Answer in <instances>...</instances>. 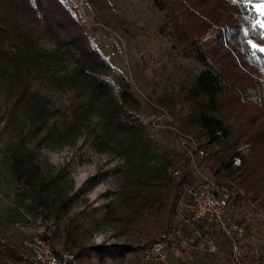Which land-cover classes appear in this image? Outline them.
<instances>
[{
	"label": "rangeland",
	"instance_id": "rangeland-1",
	"mask_svg": "<svg viewBox=\"0 0 264 264\" xmlns=\"http://www.w3.org/2000/svg\"><path fill=\"white\" fill-rule=\"evenodd\" d=\"M63 1L75 8L74 13L84 25L91 44L116 69H100L98 73L116 86L118 71L130 79L140 101V119L163 146L147 145L144 149L145 142L140 137L124 134L110 121L104 99H92L87 90L83 92V102L88 105L81 108L79 116H74L69 107L74 92L63 91L57 82L74 71L76 59L66 47L57 48L53 38L24 37L21 29L17 37L3 38L0 49V251H7L5 247L9 246L20 254L24 238L40 235L48 238L55 249H68L74 254L75 237H80L89 247L109 246L110 254L104 259L90 250L84 259H77L78 264H249L251 259L256 264L264 262V210L259 208V201L237 202L236 192L229 186L231 218L242 227V233L232 230L229 237L217 227L204 230L203 237L193 245L169 251L165 263L143 261V249L122 255L115 253L112 246L148 244L147 239L153 235L157 238L169 225L158 205L147 209V217L133 211L124 201L123 190L126 175L133 168L146 177L157 161L153 169L156 177L161 178L164 165L170 162L167 173L176 180L183 178L178 202L193 175L176 128L189 133L205 148L213 172L212 162L224 156L222 149L226 143L235 147L232 168L240 166L238 156L249 155L250 143L239 137L244 121L233 114H227L224 109L213 112L230 130L226 143L214 146H208V138L202 137L201 130L182 117L190 112L188 103L184 102L186 88L203 68L193 51L201 48L215 68L223 69L220 60L229 48V41L239 45L241 33L224 26L219 31L217 23L211 24L201 16L205 18V23L198 28L201 33L191 35L186 26L195 21L181 14L176 0L168 10H159L151 0ZM202 1L197 5L206 9V2L202 4ZM217 4L226 12L227 17L223 19L229 25L232 21L229 15L238 11L231 9L226 0ZM0 24L4 25L1 10ZM13 52L18 54V59L14 60ZM230 54L237 57L236 52ZM36 56L38 71L25 84L18 68L26 67L25 62ZM262 67L263 64L259 80L264 85ZM244 70V82L248 83L253 72ZM255 77L258 79V75ZM81 87L84 88L82 84ZM161 108L174 117L171 129H162L153 123ZM21 151L32 152L40 167V176L48 183L39 198L14 176L11 157ZM176 168L180 172L177 175L173 173ZM222 183L226 185V180L222 179ZM161 185L166 189V181H161ZM172 254L176 255L174 262ZM0 264L27 263L23 259L2 257L0 253Z\"/></svg>",
	"mask_w": 264,
	"mask_h": 264
},
{
	"label": "trees",
	"instance_id": "trees-1",
	"mask_svg": "<svg viewBox=\"0 0 264 264\" xmlns=\"http://www.w3.org/2000/svg\"><path fill=\"white\" fill-rule=\"evenodd\" d=\"M94 1L106 3V0ZM151 1L159 10H168L173 4V0ZM199 1L176 0L181 14L195 21V23L186 26L191 35L201 33L198 28L201 26L200 24L205 23V18L211 24L217 23L219 31L220 27L224 26L229 30H238L241 33V26L246 24L244 17L248 16L251 11L243 5H233L229 0H226L228 4L232 5L231 9L238 11L235 15H229L232 21L227 25L223 19L227 17V14L217 4V2L220 3V0H203L202 4L206 2V9L198 7ZM0 10L4 20V25L0 24V49L3 38L17 37V31L21 29L24 37L50 36L57 48L66 47L75 56L74 71L63 81L57 82L63 91L69 92L72 89L74 92L69 104L74 116H79L81 108L88 105V102H83V92L87 90L92 99H104L110 121H114L124 134L140 137L145 142H143L144 149L147 148V145L163 146L152 136L149 128L140 119L138 113L140 101L132 90L130 79L118 71V86H116L98 73L100 69H116L91 44L84 25L74 13L75 8L72 9L63 0H0ZM201 16H205V18L203 17V19ZM238 39L242 41L244 38L242 36V39ZM229 42V48L226 49V53L220 60L224 66L223 69L215 68L207 60L206 51H202L199 47L197 51H193L203 64V68L194 77L191 85L186 88L187 99L184 102L188 103L190 112L183 114L182 117L188 124L196 125L201 130L202 137L208 138V146L226 143L225 140L230 135V130L224 120L213 114L214 111L224 109L227 114H233L237 119L244 121L241 124L245 127L240 130L239 137L250 143V153L247 158L238 156L241 160L240 166L232 168L235 147L226 143V147L222 149L224 156L216 157L212 162V168L219 178L226 180L227 186L234 189L237 202L244 199L259 201V208L264 210V85L259 80L261 74L259 69L260 65H264V60L259 63L250 56V52L248 53L246 49L247 45L246 48L243 47L244 43L237 45L233 40ZM231 50L237 53V57L230 54ZM12 56L14 60L19 58L16 52H13ZM37 58L36 56L31 61H26V67L20 65L18 68L19 73L24 77L25 84H28L27 80L33 78L38 71ZM213 59L217 61L214 55ZM225 61L227 62L225 63ZM245 68L247 71L253 72L252 76H249L248 83L244 82ZM255 75H258V79ZM81 84L84 88L81 87ZM227 157L230 160H227ZM11 158V167L15 178L28 185L38 198L41 197L48 183L40 176V167L35 162L32 152H16ZM169 164L170 162L164 165L165 171L161 178L156 177V172L153 169L157 166V161L151 166V176H143V173L137 168H133V171L130 170L127 173L123 198L133 211L144 216L147 214L145 216L147 217V209L158 205L160 211L168 218L167 221L169 223L173 221L172 211L177 204V194L183 178L176 180L170 176L166 170ZM231 169L237 171L234 172ZM161 181H166V189L161 185ZM228 182L234 185H229ZM240 190H244L245 193L242 194ZM156 239L153 235L146 240L150 242L148 244L112 246L115 253L123 255L129 251L144 249ZM74 244L77 250L75 254L77 259H84L85 253H89L90 250H94L99 259H104L110 254V250L107 249L108 245H104L106 246L104 249H99L98 246L89 247L80 237L74 238ZM5 249L7 251H3L4 253L0 251L2 257L22 259L13 247L6 246ZM249 264H256V260L251 259ZM258 264H264V262Z\"/></svg>",
	"mask_w": 264,
	"mask_h": 264
},
{
	"label": "built area",
	"instance_id": "built-area-1",
	"mask_svg": "<svg viewBox=\"0 0 264 264\" xmlns=\"http://www.w3.org/2000/svg\"><path fill=\"white\" fill-rule=\"evenodd\" d=\"M153 123L162 129H171L172 114L161 108ZM179 134L180 144L185 152L188 167L193 179L186 186L173 212V221L157 239L144 247L142 260L145 262H167L169 251L186 245H193L203 237L204 230L217 227L231 237L232 230L242 233L243 229L233 222L230 214L232 193L210 168L206 150L189 133ZM177 175L179 169L173 172ZM186 232V233H185ZM20 255L27 264H78L73 252L68 249L57 250L46 237L35 235L21 241Z\"/></svg>",
	"mask_w": 264,
	"mask_h": 264
},
{
	"label": "snow or ice",
	"instance_id": "snow-or-ice-1",
	"mask_svg": "<svg viewBox=\"0 0 264 264\" xmlns=\"http://www.w3.org/2000/svg\"><path fill=\"white\" fill-rule=\"evenodd\" d=\"M229 2L233 5H243L251 10L249 15L244 17L246 24L240 28L244 38L241 43L247 45L255 60H264V0H229ZM261 71H264V67Z\"/></svg>",
	"mask_w": 264,
	"mask_h": 264
},
{
	"label": "crops",
	"instance_id": "crops-1",
	"mask_svg": "<svg viewBox=\"0 0 264 264\" xmlns=\"http://www.w3.org/2000/svg\"><path fill=\"white\" fill-rule=\"evenodd\" d=\"M170 252H171V251H170ZM170 252H169V253H170ZM170 257L172 258L173 262L176 260V255H175V254H172Z\"/></svg>",
	"mask_w": 264,
	"mask_h": 264
}]
</instances>
